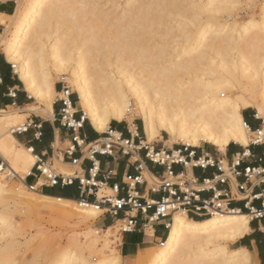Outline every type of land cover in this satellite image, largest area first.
Wrapping results in <instances>:
<instances>
[{"label": "bare ground", "instance_id": "obj_1", "mask_svg": "<svg viewBox=\"0 0 264 264\" xmlns=\"http://www.w3.org/2000/svg\"><path fill=\"white\" fill-rule=\"evenodd\" d=\"M120 1L16 0L13 15L0 14V24L12 20L0 35L6 59L43 105L40 111H0V262L18 252L14 230L2 227L9 228L11 212L19 208L46 212L72 232L68 246L51 245L27 264L122 262L120 252L98 250V230L81 239L82 226L102 215L92 204L12 184L19 178L28 188L25 178L36 162L13 133L30 114H53L56 80L77 93L96 131L106 132L112 121L139 117L147 142L166 133L170 148L205 143L224 154L232 143L247 147L251 131L243 111L257 110L264 119V0L258 17L253 12L247 22L228 21L240 0H126L124 6ZM55 158L59 173L74 175L71 165ZM250 225L245 212L203 220L177 213L163 245L140 251L131 264H252L249 249H230L250 233ZM115 228L108 227L107 238L115 237ZM95 255L100 259L94 260Z\"/></svg>", "mask_w": 264, "mask_h": 264}, {"label": "built area", "instance_id": "obj_2", "mask_svg": "<svg viewBox=\"0 0 264 264\" xmlns=\"http://www.w3.org/2000/svg\"><path fill=\"white\" fill-rule=\"evenodd\" d=\"M60 96L56 121L69 131L70 146L64 151L53 148L52 159L58 157L81 172L66 176L54 168L48 155H35L34 173L31 171L27 177L34 176L36 185H28L25 178L30 192L44 193V187L71 186L78 181L81 197L77 201L92 204L103 216L120 222L121 236L138 231L147 234L158 224L168 236L177 213L194 220L234 212L247 213L251 223L264 219V190L253 191L255 186L264 183V169L247 167L240 171L244 159L250 156L248 152L234 155L229 162L204 150L198 154L185 145L171 149L165 145L159 147L147 142L143 128L135 122L128 123L122 131L109 127L97 140L89 141L83 134L86 119L84 115L77 116L73 92L65 87ZM257 119L261 124L256 129L245 121V127L251 131L249 145L252 146L264 145V120L258 116ZM30 129L38 131L35 139L40 140L42 124L33 120L14 134L28 133ZM56 152L59 155L55 156ZM118 156L127 158V166L133 167L136 174H124L121 183L110 185L117 173L112 169L103 171L101 158L116 160ZM84 163H88L86 170ZM147 164L158 170H149ZM3 165L0 164V169ZM145 169L150 171L148 178L144 176ZM197 170L203 174L213 173L209 177L198 176ZM240 176L245 182H239ZM240 202L244 203V209L234 206ZM256 202H260L261 207H257ZM165 240L158 245H163Z\"/></svg>", "mask_w": 264, "mask_h": 264}, {"label": "crops", "instance_id": "obj_3", "mask_svg": "<svg viewBox=\"0 0 264 264\" xmlns=\"http://www.w3.org/2000/svg\"><path fill=\"white\" fill-rule=\"evenodd\" d=\"M16 6V0H8L6 2L0 1V14L11 16L14 14ZM5 27L6 25L0 24V35H2L1 32L3 31V29H5ZM13 68V65L7 61L6 56L4 58V56L0 52V111L6 110L10 107H16L21 110V108H24L26 106L29 107L31 103L32 97H30L25 92L23 88L24 83L22 82L20 77H17L18 74L13 70ZM26 108L22 109L21 111L25 110ZM53 111V114L48 117L49 119L47 120H41L37 118V116H33L31 114L26 119V123H28L30 120H33L35 123L42 124V137L40 140L35 139V134L38 132L36 129H30L28 133L24 134L13 133L19 144H21L31 152L33 149L34 153L32 154H46L50 159H52V150L59 139L63 140L64 138L66 139V141L70 142L69 131L62 128L56 121L58 107L54 106ZM243 117L245 121L255 126L253 127L251 125L253 129L259 127L260 123L253 120L251 118V115H244L243 113ZM93 129L86 123L83 134L88 138L89 141L97 140L102 135V133H104L98 132ZM113 129L120 131L124 130L123 126L118 123L114 125ZM244 152H248L250 156L245 158L242 165L240 166L241 172H243L247 167L264 169V145H248L247 147H243L241 145L236 146L234 144H230L226 152L224 153L225 155L221 154L220 152L219 153L222 155L221 157L230 162L234 155L239 153L242 154ZM210 153L214 154V152ZM214 155L218 156L217 154ZM101 162L103 171L112 169L115 173H117V176L112 177V179L110 180V185L114 183H121L124 174H136V171L133 167L127 166V158L123 156H118L116 160H113L112 158H101ZM1 163H3V160L0 159V164ZM147 166L149 170H158L152 164H147ZM87 167L88 163H84L83 168L86 170ZM176 169L180 170V168ZM32 173H34V171H32ZM195 173L198 176L204 175L209 177L212 175L213 171H208L203 174L201 171L197 170L195 171ZM99 179H101V177ZM238 180L240 183L245 182V178L243 176H240ZM26 183L28 185H36L37 180L34 176H28L26 178ZM42 190L44 194L50 195L52 197H61L76 201L81 197L78 181H75V183L71 186H57L53 188L44 187ZM262 190H264V183L259 184L253 188L254 193H260ZM90 200H93V197H90ZM255 205L257 207H261L260 202H256ZM234 206L240 209H244L243 202L235 203ZM116 221L117 220L112 219L109 216H103L100 220V226H102L103 228H108L110 226H113L114 222ZM251 227V233L247 234L236 242L238 244L237 248L249 249L250 252L254 253L257 256L260 263H262L261 258L264 256V240L262 234L264 233V219L260 222H252ZM121 237L122 241L121 245L119 246V252L122 257L121 264H131L134 262L136 256L140 253V251L151 248L148 247V245L156 244L158 246L159 241L165 240L167 238V233L164 230L163 226L158 224L153 227V231H148L147 234H143L142 231H138L135 233L122 235Z\"/></svg>", "mask_w": 264, "mask_h": 264}, {"label": "rangeland", "instance_id": "obj_4", "mask_svg": "<svg viewBox=\"0 0 264 264\" xmlns=\"http://www.w3.org/2000/svg\"><path fill=\"white\" fill-rule=\"evenodd\" d=\"M125 1L126 0H121L120 5L124 6ZM232 1H236V0H232ZM202 2H203V0H202ZM256 3H257V5H256ZM260 3H261V0H254V1L240 0V1L236 2L235 4H233L235 6V9H234L235 12L233 11V15L235 14L234 15L235 17L233 18V20L231 18L228 19V21L233 22L234 20H236L238 22H247L248 19L251 17L253 12L258 17V14L260 12V6H259ZM11 22H12V20L10 19L8 21V24L6 25L5 29H3V31L1 32L2 35L7 33L6 30L9 28V25L11 24ZM0 52L2 53V55L5 58V56H6L5 55V48L3 46H0ZM48 61H49V58H48ZM13 67H14V65H13ZM13 70L15 71V68H13ZM17 77L19 78V75H17ZM56 81L57 82H56L55 86H56V90L58 93L55 97L54 106L59 107L58 99L61 97L60 93L63 90V88L66 87L73 92V98L76 101V109L78 111L77 116H83L84 113H83L82 108L80 106L77 93H75L73 91V88L70 87L69 84L62 82V81H59V80H56ZM25 87L26 86L23 84V88H24L25 92L30 96V94L27 92ZM26 107L27 108L30 107L32 109H37L40 111V109H42L43 105L40 101L31 98V103H30L29 107L28 106H26ZM26 107H24V108H26ZM14 108L18 109L16 107H14ZM24 108H21V110ZM243 113H244V115L245 114L251 115L252 116L251 118L253 120H255L256 122H259L261 124V121H259V119H257V116L260 119H262V118L259 117L257 110L249 108L247 110H244ZM31 115L37 116V118H39L41 120L49 119V118H43V117L36 115V114H31ZM56 118L58 119V116H56ZM86 121H87V124L89 126H91V128L93 129L91 122L88 119H86ZM132 122L137 123V125H139V127L143 128V130H144L143 121L139 117L133 118L132 121L129 119H125L122 122L112 121L110 123V126H111V128H114V125L118 123V124H121V126H123V128H125L128 123H132ZM25 123H26V121H25ZM93 130H95V129H93ZM167 139H168L167 134L162 133V136L159 139H157L154 143L158 144L159 147H162L163 145H165ZM250 139H251V137H250ZM232 144H234L236 146H240V145L235 144V143H232ZM56 146H57V150L64 151L70 146V142L66 141V139H64V138H63V140L59 139V143H57ZM178 146H182V144H175V145H173L172 148H176ZM166 147L171 149L168 145ZM194 149L197 151L198 154H200L204 150L206 152H214V154H217L218 156H222L218 152V149L211 144H205L204 143V144H202V146H200L198 148H194ZM58 153H59V151H58ZM58 153L56 152L55 156L59 155ZM51 157H53V156L51 155ZM52 162L54 164V168L58 171L56 158L55 159L53 158ZM70 168L72 170V173H74V174H75V172H81L80 169H78L77 167L73 168V166H70ZM145 176L148 178V174L145 173ZM5 177H6L5 175L2 176L3 179ZM12 184L14 187H19V188L25 189L26 191H29L27 188H25L23 186V184L21 183V180L19 178L18 179L14 178L12 181ZM11 216H12V221H11V223H9V228L2 227V230L3 231H10L11 229H13L15 234H16V237L19 241L20 246H18V249H17L18 252L17 253H13V254H9V255L5 256L8 258L12 257V258H10V260H6V261L2 260L0 262V264H27V263L31 262L32 260H34L35 257L42 256L51 245H55L54 246L55 248H58L59 246L65 247V246L69 245L68 238L72 235V232H70V231L67 232L66 228L63 226V224L57 218L50 216V214H48L46 212L33 213L32 214V213L26 212L22 208H19V209H13V211L11 212ZM102 217H103V215L99 216L98 219L96 221L91 222V224L89 223L87 225L82 226V228H81L82 230L79 231V233H81V235H80L81 239L84 238V235L87 232H89L91 230H98V233L100 236L99 243L97 244L98 250H104L105 253H108V251H110V250L114 251L115 253H119V246L121 245V241H122L121 231H120L121 223L120 222L119 223L114 222L113 225L116 224V228L114 230H112L111 235H115V237L112 239L107 238V236H108L107 229L108 228H103L102 226H100V220L102 219ZM76 221L77 220H75V222ZM251 231H252V227H251ZM251 231H250V233H251ZM262 234H263V240H264V233H262ZM118 238H120L121 240H118ZM236 242L230 244V249H232V250L237 249L238 244ZM148 247H151L149 249L150 251H155L159 247V245L157 246L156 244H152V245H148ZM252 258H253L252 264H264V256L261 258L262 263H260L259 259L257 258V256L254 253H252ZM99 259H100L99 255L94 256V260H99ZM135 260H136V258H135Z\"/></svg>", "mask_w": 264, "mask_h": 264}, {"label": "trees", "instance_id": "obj_5", "mask_svg": "<svg viewBox=\"0 0 264 264\" xmlns=\"http://www.w3.org/2000/svg\"><path fill=\"white\" fill-rule=\"evenodd\" d=\"M86 123H87V121H86ZM253 127H255L253 124H251Z\"/></svg>", "mask_w": 264, "mask_h": 264}]
</instances>
